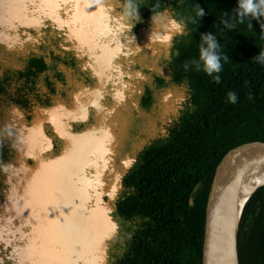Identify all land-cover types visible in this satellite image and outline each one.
<instances>
[{"label": "trees", "instance_id": "trees-1", "mask_svg": "<svg viewBox=\"0 0 264 264\" xmlns=\"http://www.w3.org/2000/svg\"><path fill=\"white\" fill-rule=\"evenodd\" d=\"M119 1L134 29L147 27L151 17L153 21L165 15L193 19L187 23V35L171 34L161 55L166 77L163 87L175 89L181 98L165 128L137 148L119 178L111 201L118 229L106 264H201L212 171L238 141L264 137V66L254 59L264 50V21L249 18L243 23L233 21L232 30L224 28L219 21L234 15L236 0H134L139 17L135 21L134 14L126 13V0ZM197 5L204 10L199 18L195 17ZM28 10L20 18L0 16L1 35L26 40L34 36L25 52L16 55L12 51L13 58L0 68V110L14 108L27 123L35 110L63 99L70 101L73 81L83 74L72 51L63 48L60 37L51 32L48 18L32 16ZM206 32H212L219 42V83L202 71L182 67L197 57L199 38ZM3 42L0 39V47ZM144 90L141 106L154 107L162 93L157 96L148 85ZM230 91L236 94L235 103L227 99ZM11 139V135L1 139L3 163L13 153ZM3 188L0 170V196ZM7 224L0 211V230L9 232L4 227ZM17 240L15 234L7 240L0 238V264H19ZM238 254L240 264H264V180L244 206Z\"/></svg>", "mask_w": 264, "mask_h": 264}, {"label": "rangeland", "instance_id": "rangeland-1", "mask_svg": "<svg viewBox=\"0 0 264 264\" xmlns=\"http://www.w3.org/2000/svg\"><path fill=\"white\" fill-rule=\"evenodd\" d=\"M63 1L0 0V16L24 17L30 8L28 14H42L48 21L51 18L59 23L50 14L58 12L66 2L68 10L74 14L71 28L74 23H86L87 27L92 26L95 30L92 36L85 37L89 58L99 60L103 55L98 49L113 48L111 45L115 43L112 41L128 38V42L136 44L138 41L140 44V47H131L132 52H140V62L135 59L131 64H122L126 69L122 74L118 72L120 68L101 63L100 71L104 74L106 87L105 92L97 96L100 101V104L97 101V109H91L89 114L62 109L59 117L51 112L49 121L54 129L42 125L40 131L50 140L44 149L29 143L31 138L36 142L41 138L36 126L30 128V121L26 123L14 108L0 110V142L11 135L14 145L10 160L7 163L0 160L4 177L0 211L4 222L9 221L4 225L8 227V234L17 235L19 247L15 255L19 264H106L111 258L112 241L118 229L115 212L110 205L118 179L137 148L159 131L165 125L166 117L173 114L169 107L171 110L162 116L159 109H145L139 101L144 86L153 83L161 87L165 84V65L160 61L164 50L160 46L165 47L171 34L176 32L172 19L166 15L160 18L158 25L163 23L164 30L157 28V35L154 31V34L147 32L148 39L158 37L155 43H148L145 31L137 36L121 31L128 22L115 9L118 0ZM104 8L108 15L117 17V20L110 18L107 29L100 28L105 18ZM73 34L78 35L79 32ZM33 38L32 35L26 40L20 36L0 34L4 41V46L0 47V68L13 58L12 51L16 55L25 52ZM80 39L84 46L83 35ZM121 49L120 54L126 59L128 50L125 47ZM109 54L111 58L113 52ZM174 90H167L168 97ZM84 98L78 94L77 105L80 108ZM171 102L170 97L168 103L172 105ZM44 113L37 111V118L32 123H39ZM99 120L102 121L100 126ZM46 142L42 144L46 145ZM41 154L52 157H44L41 161Z\"/></svg>", "mask_w": 264, "mask_h": 264}, {"label": "flooded vegetation", "instance_id": "flooded-vegetation-1", "mask_svg": "<svg viewBox=\"0 0 264 264\" xmlns=\"http://www.w3.org/2000/svg\"><path fill=\"white\" fill-rule=\"evenodd\" d=\"M118 3L119 4H118L117 7H115V9L118 10L121 13V16L123 15L124 17H126L127 18V22H128L127 24L124 25V28L123 29L121 28V31H123L125 33L126 32L127 33H130V34H133V35H136V36H137V34L139 32H144L145 31L144 34H146L145 37H146V40H148V43H150V42H154L155 43V40L158 41V37L157 36H156V38H152L151 37V39H148L149 37L147 36V32L152 33L154 31L155 35H157V31H156L157 28L162 27V25L164 26V24L161 23V22H160L161 25H158L159 19L155 20L154 21V24L152 22L149 23V25L147 27H143V28H139V29H134V26H135L134 23L132 22L131 19H129V17L125 13H123L120 10V8H121L120 1ZM61 8H63L62 11L52 12L50 14L53 18L57 19V21L58 20L60 21L59 23H57V22L52 21L53 19H51V18L49 19L48 23L51 25V28H52L51 29V32L54 33V34H56V36H59L60 37V41L62 43L63 48H66V49L72 51L73 56L76 57L77 60H78V65L80 66V69L82 70V73L83 74L80 76L79 79H76V80L73 81V85L74 86H73L72 91H71V100L70 101H67V100H64L63 99V100H60L57 103H54V104H52L50 106H47L45 108H40V109H37V110L34 111V115H33L32 119H31V121L29 123L30 126H31L30 128L36 126L37 127V130L36 131L39 133V135H40L41 138H40V140L38 142H36L32 138L31 139L28 138V140L30 139L29 140L30 141L29 142L30 145L32 143H34L36 147H38V145H39L42 149H44L47 145L50 144L49 143L50 140H48L40 132L41 129H42V125H43V127L49 126V129L50 130H51V128L54 129V125L52 126V124L49 121V119L51 117V115H50L51 112L54 113L55 115H57V117H59L60 114H62V112H61L62 109H67L68 112L73 111V113H75V111H76V113L77 112L78 113L79 112H83V113L85 112V114H89L90 111L92 112L91 109H94L95 108V110H96L97 109L96 106H98V102L100 104V101L97 100V96L100 94V92H102V91L105 92V87H106V85L103 84L104 83V74L101 73V71H100V64L101 63H106V64L109 63L111 66H113L116 69L120 68V71H118V72H121V74H122L126 70V69H124L125 66L122 65V64H131L133 61H135V59H138V58H136V54L137 53H135V51L132 52L131 49H133L134 47H140L139 46L140 44L138 43V41H137L136 44L133 43L132 41L131 42H128V40H129L128 38L127 39H122L120 41L118 40L117 42L116 41H112L113 43H115V45H113V44L111 45L113 48H109V49L105 48L106 50H104L102 48L98 49L99 51H102L101 54L103 56H101V58L99 60H97V59L96 60H92L91 58H89L86 55L85 48L87 46L85 45V43H86V38L85 37H86V35L92 36V34H94L95 30L93 29L92 26H91V28L90 27H87L86 26V23H79V24H75L74 23L72 25V28H71L70 22H71V18L74 16V14L73 13H70V11L68 10L69 9V6L67 4H64ZM106 8H107V10H109L108 4H106ZM104 10H105V8H104ZM104 16H105V18L102 20V25L100 26L101 29L102 28H106L107 29V27H110V18H113V20L114 19L117 20V17H115L116 15H114V14L108 15L106 13V10L104 12ZM154 26L156 27L155 30H154ZM162 28L164 30V27H162ZM76 31L79 32L78 35H74L73 34ZM154 33H152V34H154ZM82 35L84 37V40H83L84 46L82 45L81 39L79 40V37H81ZM159 45H160V43H158V46ZM142 46L144 47L145 44H142ZM122 47H125L128 50V52H127V55L128 56L126 57V59L122 58V56L120 54V53H122V49H121ZM131 47H133V48H131ZM160 47H162L163 50H164V46H160ZM116 49H118V50H116ZM119 49H121V50H119ZM111 51L113 52V54L111 55L112 57L110 58L109 57L110 56L109 53ZM136 51H137V49H136ZM78 52L81 55H79ZM97 54H100V53L97 52ZM144 58H142V59H144ZM139 59L136 60V61L140 62ZM147 60H149V59H147ZM91 61H94V62H91ZM92 63H95V64H92ZM119 75H117V76H119ZM148 86L152 87L153 92L157 96L160 93H162L161 98L159 99V101L157 100V104L154 106V108L157 111L159 109L158 112L161 113L162 116L164 115L165 111H168L169 110V107L172 108V112L175 110V107L177 106L178 101L181 98V93H178V92H175V91L173 92V94L170 96L172 98V102L171 103H173V104L170 105L168 103V99L170 97H168L169 95L166 94L167 93V90L168 91L170 90L169 88L163 87V86L159 87L157 85H154L153 83H150ZM145 87L146 86H144V89H145ZM78 94H82L83 96H85V98L83 100V103H82L83 106L81 108L79 107L80 105H77V102H78ZM141 96H140L139 101H141ZM52 110H54V111H52ZM37 111H39V112L40 111L41 112H45L44 113L45 115L43 114V116L40 117L39 123L33 124L32 123V120L35 119V117L37 116ZM91 117H92V113H91ZM171 118H172L171 115H168V117H166V119L164 120L165 125L160 130H162L163 128H165L166 124L168 123V121L171 120ZM101 122L102 121H100V120L98 121V125L99 126H100ZM61 123H63V122H61ZM44 141L45 142L47 141L46 142V145H43L42 144V143H44ZM64 144L65 143H63L62 145H64ZM48 156L49 155L41 154V156H40L41 159L40 160L42 161V160H44L43 159L44 157H48ZM50 157H52V156H49V158ZM132 159H133V157L129 161V164L132 161ZM28 163L29 164L31 163L30 160H28ZM118 186H119V179H118L117 187H116V190H115L114 194L116 193ZM114 194H113V196H114ZM113 196H112V198H113ZM112 198L110 200L111 207H112V203H111ZM101 204H102V201H101ZM26 217H28V216H26ZM8 233L9 232H6L5 233L4 231L0 232V238H2V239L11 238V236L13 234L11 235V234H8Z\"/></svg>", "mask_w": 264, "mask_h": 264}, {"label": "water", "instance_id": "water-1", "mask_svg": "<svg viewBox=\"0 0 264 264\" xmlns=\"http://www.w3.org/2000/svg\"><path fill=\"white\" fill-rule=\"evenodd\" d=\"M256 179L246 193L245 186ZM264 180V137L242 139L222 155L209 182L201 264H240L239 225L252 191Z\"/></svg>", "mask_w": 264, "mask_h": 264}, {"label": "clouds", "instance_id": "clouds-1", "mask_svg": "<svg viewBox=\"0 0 264 264\" xmlns=\"http://www.w3.org/2000/svg\"><path fill=\"white\" fill-rule=\"evenodd\" d=\"M126 13L129 16L134 14L135 21L139 19L137 8L134 0H126ZM234 15H229L226 18H221L219 23L228 30H232L235 27L233 21L243 23L245 19L249 21L251 19H257L264 21V0H236V8L233 9ZM159 15V14H157ZM204 15V10L199 5L195 8V17L199 18ZM193 17L181 18L179 20L172 19V27L177 31L178 34L187 35L185 31L187 23L192 21ZM151 21H154L151 17ZM249 23V22H248ZM249 25H251L249 23ZM217 36L213 35L212 32H206L199 38L198 54L196 58L189 59L182 65L185 71L194 69L197 72L202 71L205 75L211 77L215 83L220 82L219 73L222 71L221 65V53L219 50V42ZM224 55V54H223ZM225 58H227L224 55ZM255 61L264 66V50L259 51L254 57ZM227 99L231 103H235L237 100L234 92H228ZM250 98V97H249Z\"/></svg>", "mask_w": 264, "mask_h": 264}, {"label": "bare ground", "instance_id": "bare-ground-1", "mask_svg": "<svg viewBox=\"0 0 264 264\" xmlns=\"http://www.w3.org/2000/svg\"><path fill=\"white\" fill-rule=\"evenodd\" d=\"M255 181H256V179H254L253 181H250L249 183L246 184V186H245L246 193L249 192L253 188Z\"/></svg>", "mask_w": 264, "mask_h": 264}, {"label": "snow or ice", "instance_id": "snow-or-ice-1", "mask_svg": "<svg viewBox=\"0 0 264 264\" xmlns=\"http://www.w3.org/2000/svg\"><path fill=\"white\" fill-rule=\"evenodd\" d=\"M100 247L102 248L103 247V244H101Z\"/></svg>", "mask_w": 264, "mask_h": 264}]
</instances>
